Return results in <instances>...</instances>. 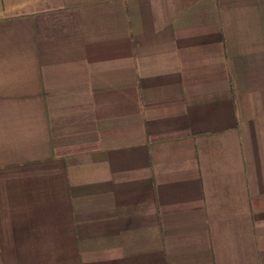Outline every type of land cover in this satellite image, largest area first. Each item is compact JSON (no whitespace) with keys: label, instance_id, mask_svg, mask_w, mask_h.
<instances>
[{"label":"crops","instance_id":"obj_1","mask_svg":"<svg viewBox=\"0 0 264 264\" xmlns=\"http://www.w3.org/2000/svg\"><path fill=\"white\" fill-rule=\"evenodd\" d=\"M0 264H264V0H0Z\"/></svg>","mask_w":264,"mask_h":264}]
</instances>
